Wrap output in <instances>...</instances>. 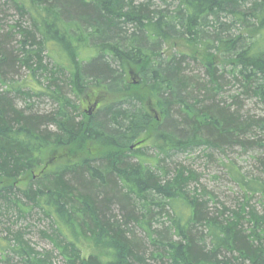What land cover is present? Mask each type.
<instances>
[{
	"label": "trees",
	"instance_id": "16d2710c",
	"mask_svg": "<svg viewBox=\"0 0 264 264\" xmlns=\"http://www.w3.org/2000/svg\"><path fill=\"white\" fill-rule=\"evenodd\" d=\"M14 3L34 30L21 31L16 55L0 45V83L24 67L45 84L0 92V207L39 210L66 264H264V210L207 207L189 190L193 172L141 150L264 152V0ZM192 62L203 75H187ZM33 96L53 110L16 105ZM247 101L263 114H244ZM240 178L264 193V180ZM16 240L25 264H52Z\"/></svg>",
	"mask_w": 264,
	"mask_h": 264
},
{
	"label": "rangeland",
	"instance_id": "374dc122",
	"mask_svg": "<svg viewBox=\"0 0 264 264\" xmlns=\"http://www.w3.org/2000/svg\"><path fill=\"white\" fill-rule=\"evenodd\" d=\"M22 30H34L31 17L18 11L14 0H0V45H6V48L16 55L23 39ZM43 57L44 65L52 68L54 61L49 55ZM186 68L187 75L194 77L203 75V70L197 63L192 62ZM3 76V79L6 78V80L4 81L5 85L0 83V92L7 90V87H14V85L38 88L41 83L45 84V76L35 79L30 71L24 67H17L15 70L8 69L3 73ZM25 91L27 90L25 89ZM15 101L18 108L29 107V109L41 114L50 112L54 108L46 97L33 96L31 100L17 99ZM97 101V98H92L88 104L83 106L82 110L87 114L90 113ZM243 113L259 116L263 114V111L255 102L247 101L243 107ZM141 150L154 165L157 164L158 166L159 163H162L164 168L170 172H174L179 167L185 168L188 172H193L195 180L189 185V190L207 202V207L217 209L224 207L235 210L240 207L239 205H246V207H255L261 212L264 210V193L250 192L249 188L244 187L239 182L241 176L252 181L255 178L264 180L262 167L258 161L264 156L263 151L247 150L238 146H225L223 150L219 151V149L200 145L188 150L171 151L167 157L164 155L156 157L157 151L152 147H142ZM14 208L0 207V264H25L16 253L11 251L18 244L16 240L18 236L22 237L24 242L35 252L39 254L52 253V264H66L48 237L43 234L49 230V222L39 210H26L22 209L23 207L15 210ZM133 229L130 228L132 233H135L137 238L143 239L144 236L141 231L137 227H133ZM81 250L82 256L88 258L94 247L82 242ZM146 250L147 248H145ZM152 264L156 263L152 262Z\"/></svg>",
	"mask_w": 264,
	"mask_h": 264
},
{
	"label": "water",
	"instance_id": "95a60500",
	"mask_svg": "<svg viewBox=\"0 0 264 264\" xmlns=\"http://www.w3.org/2000/svg\"><path fill=\"white\" fill-rule=\"evenodd\" d=\"M96 106H97V103L95 104L94 108H96Z\"/></svg>",
	"mask_w": 264,
	"mask_h": 264
}]
</instances>
